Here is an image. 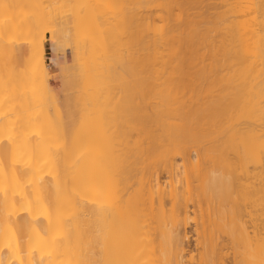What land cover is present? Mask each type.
Returning a JSON list of instances; mask_svg holds the SVG:
<instances>
[{
  "label": "bare ground",
  "instance_id": "obj_1",
  "mask_svg": "<svg viewBox=\"0 0 264 264\" xmlns=\"http://www.w3.org/2000/svg\"><path fill=\"white\" fill-rule=\"evenodd\" d=\"M218 2L0 0V264H264V0Z\"/></svg>",
  "mask_w": 264,
  "mask_h": 264
},
{
  "label": "rangeland",
  "instance_id": "obj_2",
  "mask_svg": "<svg viewBox=\"0 0 264 264\" xmlns=\"http://www.w3.org/2000/svg\"><path fill=\"white\" fill-rule=\"evenodd\" d=\"M179 2H180V4L191 8L190 9V17H191V19L194 18L196 21H200V19L203 17L213 16L215 14V12L219 9L218 0H179ZM200 27L204 28V27H206V25H204L203 23L200 22ZM123 53H124V55H126L125 51ZM43 57H44L45 66L47 67V69L49 71V83H50V86L53 88L52 90H53V93L55 95V98H57L58 102L63 103V101H64L63 100L64 99L63 94L64 93L62 94V91L64 92V90L61 89L63 86V83H61V81L63 82V76L60 72V68H61L62 63H63V57H62L61 51H58V56L56 57L55 62H53V60H52L53 55L51 53V43L49 40V35H47V38L45 40L44 56ZM144 71L145 70H142V71L138 70V77L141 76L140 73L141 74L146 73ZM141 79L145 80L146 79L145 75L141 76ZM61 84H62V86H61ZM59 89L61 90V92ZM66 95L67 94L65 93V96ZM135 101H139V100L137 99ZM139 102H140L139 103L140 107L144 110V107H146L145 106L146 101L140 100ZM4 136L5 135H3V137ZM5 139H6V136H5ZM5 139H3V140L5 141ZM15 165H16V168L21 167L19 165L18 161L15 162ZM22 168H20V169L23 170L24 168L23 169ZM17 173L20 174V171ZM2 218H3V216H2ZM0 220H3V219H1V217H0Z\"/></svg>",
  "mask_w": 264,
  "mask_h": 264
}]
</instances>
